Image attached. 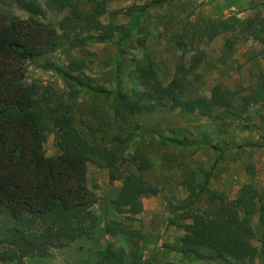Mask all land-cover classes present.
<instances>
[{
    "label": "trees",
    "instance_id": "trees-1",
    "mask_svg": "<svg viewBox=\"0 0 264 264\" xmlns=\"http://www.w3.org/2000/svg\"><path fill=\"white\" fill-rule=\"evenodd\" d=\"M166 1L152 0L149 6L157 7ZM92 2L86 9L80 0H0V262L23 264L27 258H43L51 250L87 238L95 245L91 252L93 264H129L124 247L111 242L103 248L99 246L104 235L134 233L118 221L103 225L101 217L93 211L98 199L88 188L87 164L91 162L107 169L109 180L121 183L110 206L115 213L126 214V218L133 220L143 210V199L158 193L157 185L144 178L151 162L139 144L131 157H125L123 150L136 133L111 146L95 143L87 137L89 134H83L73 112V104L81 94L112 100L116 115L152 113L167 108L211 119L234 114L236 108L247 111L252 105L264 106V80L247 93L216 85L209 97H187L188 76L200 66L204 56L203 51L193 49L195 40L188 34L191 32L187 26L181 29L174 44L182 50L183 59L190 58L187 64L180 63L176 77L167 85L157 80L153 62L148 61L146 66L128 71L131 80H141V93L128 95L120 91L117 79L113 90L96 87L84 74L86 62L77 59L70 60L65 69L45 61L46 69L55 72L70 89L68 96L57 94L50 85L27 82L26 64H39L64 44L83 51L87 44L108 42L116 34L122 35L120 42L129 38L146 8L128 7L123 14L130 21L121 24L115 20L119 11H109L105 1ZM2 4L15 5L28 17L11 15L2 9ZM49 13L66 14L55 27L41 20ZM192 26H196L195 33H201V38L208 41L228 33H236L234 39L252 38L261 46L259 57L264 62V16L259 11L252 18L232 15ZM232 44L228 39L224 47L228 49ZM120 71L118 66L117 72ZM50 127L58 154L49 157L44 143ZM86 130L90 134L100 131L91 125ZM261 140L260 147L264 148V137ZM162 142L175 146L202 145L200 141L165 136ZM132 167L137 173L130 171ZM184 176L185 173L181 182L189 194L178 202L174 213L190 223L170 221L184 234L178 246L169 247L182 262L254 264L257 258H264V190L260 192L245 184L230 200L223 193L209 190L206 182L195 183L192 172ZM203 194L209 205L207 209L197 207ZM254 216L258 217L257 229L252 225ZM130 256L132 264H139L136 251L132 249Z\"/></svg>",
    "mask_w": 264,
    "mask_h": 264
},
{
    "label": "rangeland",
    "instance_id": "rangeland-1",
    "mask_svg": "<svg viewBox=\"0 0 264 264\" xmlns=\"http://www.w3.org/2000/svg\"><path fill=\"white\" fill-rule=\"evenodd\" d=\"M95 1H105L109 11H119L115 20L121 24H128L130 21V17L123 14L128 7L136 5L146 8L129 38L120 42L122 35L116 34L108 42L87 44L83 51L70 49L64 44L40 60L39 64H26L27 82L38 81L43 86L50 85L57 94L68 96L70 89L61 77L46 69L45 61L65 69L70 60L77 59L86 62L84 74L90 78V84L96 87L113 90L117 79L120 91L137 95L143 90L141 80H131L128 71L146 66L148 61L153 62L157 80L167 85L176 77L180 63L187 64L190 58L188 55L183 59L182 50L174 44V39L185 26L191 32L188 34L195 40L193 49L204 53L200 66L188 76V98L209 97L210 90L216 85L232 91L241 89L247 93L264 80V62L259 57L261 46L257 41L252 38L234 39L236 33L221 34L208 41L201 38V33H195L196 26H192H202L206 20L232 15L241 19L252 18L257 11L264 16V0H167L157 7L149 6L152 0ZM80 3L86 9L93 4L92 0H80ZM1 7L11 15L28 17L26 12L15 5L2 4ZM65 14L49 13L41 20L57 27ZM228 39L233 44L226 49L224 45ZM118 66L121 68L120 73L117 72ZM113 105L112 100L83 93L73 104L75 120L78 126L81 125L83 134H89L87 137L95 143L108 146L136 133L126 144L124 155L131 157L136 144H139L151 162V169L144 178L157 185L158 193L144 198L141 214L133 220L128 219L126 214H117L110 206L121 183L111 182L107 169L88 163V188L98 199L93 211L101 217L103 225L118 221L134 233L132 236L104 235L99 241L100 248L105 247L108 242L124 247L129 264H132V249L140 256L137 260L139 264L146 261L151 264H221L207 260L183 263L177 252L169 247L178 246L184 232L170 221L174 219L177 223H190V220H182L174 213L178 202L189 194L181 182L184 173L187 176L192 172L195 183L201 185L206 182L209 190L223 193L230 200L236 197L245 184L252 185L260 192L264 190V148L260 147L264 137V106L252 105L247 111L236 108L234 114L207 119L167 108L152 113L116 115L112 110ZM86 125L100 129L99 133H88ZM164 136L196 143L200 141L202 145L165 144L162 142ZM44 151L49 157L58 154L51 127L46 131ZM130 171L137 173L133 167ZM201 197L197 207L207 209V198L204 194ZM257 220L258 217L254 216L252 225L256 229ZM94 246L90 239L81 238L69 247L51 250L46 257L27 258L23 264H93L91 252ZM254 264H264V258H257Z\"/></svg>",
    "mask_w": 264,
    "mask_h": 264
}]
</instances>
